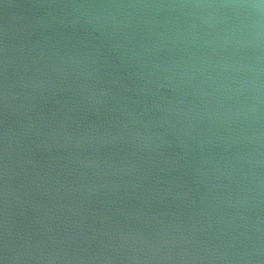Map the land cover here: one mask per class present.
I'll return each mask as SVG.
<instances>
[{
  "label": "water",
  "instance_id": "1",
  "mask_svg": "<svg viewBox=\"0 0 264 264\" xmlns=\"http://www.w3.org/2000/svg\"><path fill=\"white\" fill-rule=\"evenodd\" d=\"M0 264H264V0H0Z\"/></svg>",
  "mask_w": 264,
  "mask_h": 264
}]
</instances>
